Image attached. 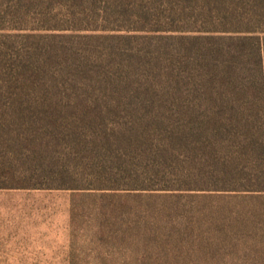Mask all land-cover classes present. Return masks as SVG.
<instances>
[{
    "label": "rangeland",
    "instance_id": "rangeland-1",
    "mask_svg": "<svg viewBox=\"0 0 264 264\" xmlns=\"http://www.w3.org/2000/svg\"><path fill=\"white\" fill-rule=\"evenodd\" d=\"M223 32L264 42V0H0V264H264V97L241 142L200 73Z\"/></svg>",
    "mask_w": 264,
    "mask_h": 264
},
{
    "label": "trees",
    "instance_id": "trees-1",
    "mask_svg": "<svg viewBox=\"0 0 264 264\" xmlns=\"http://www.w3.org/2000/svg\"><path fill=\"white\" fill-rule=\"evenodd\" d=\"M223 33H234L235 35L200 36V69H202L200 73L208 77L210 91L207 95L214 99L216 109L212 113L220 118V124L218 122L216 128L218 131H228L233 138L242 142L248 136L245 133L253 131L250 128L249 117L254 100L247 101V99L249 97L255 99L256 94L264 97V42L256 36H236L240 32ZM112 37L115 38V36ZM250 46L257 54V69L251 72L246 65V49ZM249 78H253L251 83H247ZM258 89L261 93L257 91ZM209 109L210 107L204 106V103L200 104L202 115L207 116L210 113ZM259 115L257 113V116ZM212 121L215 122V119ZM12 131V129L2 127L0 141L6 143V137ZM29 132L32 134L31 131ZM21 135L19 134L18 137ZM241 144L245 145V143ZM235 158L237 161L240 159L238 156Z\"/></svg>",
    "mask_w": 264,
    "mask_h": 264
}]
</instances>
